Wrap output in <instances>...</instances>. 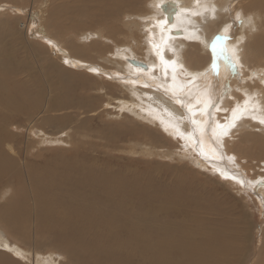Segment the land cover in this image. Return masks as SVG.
<instances>
[{
  "label": "rangeland",
  "instance_id": "obj_1",
  "mask_svg": "<svg viewBox=\"0 0 264 264\" xmlns=\"http://www.w3.org/2000/svg\"><path fill=\"white\" fill-rule=\"evenodd\" d=\"M45 1L48 4L41 7L34 30L37 29L40 34L52 39V42L60 43V46L65 50H69V44L82 48V52L75 58L85 61V64H82L86 66L94 64L105 70L115 71L114 62L121 58L120 55L127 60L137 59L148 65V70L154 72L155 57L153 50L151 51L153 46L150 43L151 33L148 31L153 21L159 20V24L164 22L163 13L157 5H154V2L159 1L160 4L165 0H136L132 2L134 11L123 12L124 14L122 13L118 17L120 20L110 19L107 17L109 14L99 8V3L103 0H0V66L2 69L7 68L12 73L6 83L4 93L13 97V102H15L14 107L13 105L7 108L0 106V130L3 133L6 132L2 150L7 157L15 160L18 172L24 173L27 170L30 175L37 178L46 179L48 177L50 180L59 181L62 176L58 177V175L67 174L69 167L70 170L78 172H80L79 170L82 172L84 169L117 179L120 183L121 180L132 183H129L131 187L135 185L139 189L138 193L143 197L146 195L150 205L155 208L165 200L171 199L178 204L184 198L185 200L190 198L198 205L208 204L212 207L216 205V208L219 209L218 215L220 214L216 217L222 218V221H231L230 225L234 229L235 239H237L235 243L240 245V249L246 248L245 251L244 249L240 250L246 259L241 253V260L236 257L239 263L241 261L240 264H247V262H249L248 264H264V204L262 202L264 199L262 193L264 192L259 191L261 198H258V191L253 192L249 187V189L243 188L230 182L228 178L222 177L216 170L201 162L191 148L183 146L184 142L175 133L176 128L167 127V123L173 127L174 125H183L180 129V131L183 130V133L189 129L183 111L179 110L180 107L171 99L157 95L161 93L154 89L148 94L140 90L137 84L128 86L129 84L124 81L123 83L120 79L110 80L99 73L93 75L95 78H90L89 72L83 68L70 69L71 67L52 51V47L44 39L33 37L30 30L31 24L28 25L31 18L16 11L21 12L25 8L37 10L40 4ZM115 1L122 3L131 0H113V2ZM190 1L187 6L183 7L185 8L183 12L176 16L175 27H172V30L185 31L186 35L167 37L164 43V47L168 48L164 49V56H168V58L165 57L166 60L175 61L176 65L179 64V68L177 66L173 68L171 65L170 71L175 80L178 79L181 82H185L191 72H207L213 63L209 48H207L211 43L207 42L213 41L214 37L212 33L209 32L210 35L205 30L213 28V33H215L220 28H225L232 23L227 7L231 0H192L191 2L194 4ZM83 3H85V7L82 6V10L77 9L76 12L73 11L74 9L72 10L73 7ZM242 3L239 5L242 6L240 14L245 17L249 16L247 27L250 28L253 25V29L250 28L251 31L250 29L244 30L251 41H248V38L244 41L242 39V42L238 41V44L240 42L243 46L239 45L237 49L236 42L234 48L238 53L237 56L239 58L242 56L245 59L246 50L248 49L246 56L251 53L248 45L254 43L253 36L261 34L260 36L264 37V24L262 28L260 27L261 23H264V8L255 6L256 8L253 10L256 9L257 12L253 10V13L251 10L244 12L248 5H253L251 4L253 0H246L243 5ZM189 5L190 7H188ZM213 7L216 9L215 13L211 11ZM190 8H195L194 10L197 11L193 10V12L189 10ZM206 8L208 11H205ZM83 10L84 13L79 14L78 11L83 12ZM222 10L223 12L219 13ZM44 12H49L47 18L42 15ZM192 12H199V15ZM259 12L263 14H259ZM196 16L203 19L199 21ZM249 18H251V23H249ZM258 20L259 22H256ZM134 22L136 23L134 24ZM188 30L192 32H188ZM259 31L262 33L258 35ZM195 38L199 39L201 43ZM243 38L246 39V37ZM147 44L148 46H146ZM240 47L242 48L241 53L239 52ZM120 51L123 52V55ZM242 51H245L244 54ZM256 58L258 62L253 58V64L245 62L244 64L242 61L241 65L240 60V68L244 65L247 67H242L246 71L242 77L245 75L248 77V80L245 77L241 85H251L252 82L257 87L254 86L253 92L264 91V58ZM186 63L192 64V68H188ZM125 66H127V70L133 68L127 63ZM63 70L72 76L69 83L68 80L59 77L60 72H64ZM119 71L121 75L128 74L124 69L123 71L119 69ZM139 71L145 73L141 69ZM75 77L76 79H74ZM238 78L241 79L240 74ZM125 85L127 88L124 87ZM246 85L242 89L244 94L250 95V90H246ZM237 95V98L233 99L235 104L228 103L219 113L218 123L224 121L234 109L240 108L245 102L244 97L239 102V92ZM257 95L259 94L257 93ZM260 96L251 100L252 102L258 101L254 106L248 103L247 109L249 113H252L246 114L247 111L242 113L233 123L235 124L233 129H229L224 141L222 140L220 143L221 147L224 145V150L223 148L220 150L232 157V162L229 165L244 172L246 181L250 178L258 183L262 182L264 178V124L259 123V119L254 120L252 117L264 118V97ZM66 98L70 101L65 100ZM122 102L127 105H123ZM239 105L240 107H238ZM15 106H17V110L14 111ZM16 111L18 113H15ZM133 111H136L135 114ZM246 122L249 123L248 127ZM245 125L246 127H244ZM253 134L254 136H252ZM217 144L219 148V142ZM17 180V177H14L7 181L9 183L5 180L0 182V207L19 195ZM24 185L25 192H21L24 193L25 198L22 201L26 200L25 202L31 205L32 199L34 200L33 195L31 196L29 193L30 187L26 181ZM83 194L80 195L92 198V193L88 194V191ZM134 199L138 202L135 196ZM231 215L233 218H230ZM31 225L32 222L29 226L31 227ZM0 242L7 244L9 249L15 247L17 252L23 253L32 252L34 246L32 241L26 244L22 243L21 239L8 235L1 227ZM53 242L50 240L51 246L46 247L36 257L37 259L32 256L23 258L18 255L17 260H22V264H55L53 259L56 258L57 261L61 260L60 263H64L66 259L60 251L53 248L58 245L54 240ZM52 252L55 253L54 256ZM2 253L5 254L3 251ZM7 255L11 257L10 254ZM5 257L4 255L0 256V264H8ZM11 258L15 260L16 257Z\"/></svg>",
  "mask_w": 264,
  "mask_h": 264
},
{
  "label": "bare ground",
  "instance_id": "obj_2",
  "mask_svg": "<svg viewBox=\"0 0 264 264\" xmlns=\"http://www.w3.org/2000/svg\"><path fill=\"white\" fill-rule=\"evenodd\" d=\"M134 1L136 0H131L130 2L128 1L129 2L128 4V2L125 1L120 3L119 1L113 2V0H103V2L99 3V8L106 14H109L107 17H109L110 19L113 18L120 20L118 17L121 16L123 12L126 13V11L128 10L129 12L134 11V9H132V2ZM167 1H172L175 4V7L177 8V11L174 14L172 22L168 24V26H170V28L172 29V27H175L174 23L177 20L176 16H179L183 12V10L185 9L183 7L187 6L190 0H165L163 1V3ZM191 1L190 3H192ZM242 1L244 0H231V2L228 3L227 5L229 12L228 16H230L232 22L231 25H227L225 27L227 28V32H225V28L222 29L220 28L219 30L215 31V33H213L214 32L212 30L213 28H211V30L208 28L206 29L207 31L205 30V32H208V34L212 33L213 37H216L218 35H227L229 37L227 41H221L219 43L226 49L224 55H226L231 61L235 63V68L230 69L228 63L224 59L220 58L217 54H214L212 52L211 45L213 41L211 42L209 41L207 43L209 44L211 43V45L208 47L206 45L207 43H205V46L209 48V54L211 55L213 62L217 64V71L212 70L213 63H211V67L207 72L190 71L191 73H189L187 80H185V82L184 81L181 82L178 79L175 80L173 74L170 71L171 65L166 66L164 63H162L161 56L163 57L164 60H166L165 57L168 58V56L166 55L164 56V49L167 48L164 47V43L167 37H171V36H169L167 34V31L164 30L163 27L161 26L163 23L161 22L159 24V20L153 21L151 28L149 27L150 29L148 31L149 33H151L150 43L156 46L155 48L153 46L152 47L150 46L151 51L153 50L152 52L154 53V57H155L154 58L151 55L155 60L156 68L155 69L153 68V70L155 71L152 72V70L150 69L143 70L142 68L136 67L135 65H132L133 68H131V70H129V68L127 70L126 69L127 66H125V63L129 64L128 60L125 59L124 56H120V55L119 57H121L122 59L120 58L118 61L114 62V64L116 65L114 67L116 68L117 71L116 70L112 71V70H105L104 68H100L99 66L94 64H91V66L84 65L85 61L83 62L81 59L75 58V56H77L80 52H82L83 50L82 48L75 46L74 44L73 45L69 44L68 45L69 50H65L63 47L60 46V43L52 42L51 41L52 39L50 40L47 36L40 34L37 31V29L34 30L37 26L36 22L39 18L38 14L42 9L41 7L47 5L48 4L47 1L40 4L37 10H33L32 8L30 9L25 8L21 12L19 11L16 12L20 13L21 15L25 14L27 17L31 18L28 23V25L31 24L30 25L31 35L33 37H36L37 39L39 38L44 39L47 42V44H49L52 47V51L56 53L58 56H60L61 60H63L65 64H68L69 67H71L70 69L75 70V69L83 68L89 72L88 74H90L89 75V77L91 76L90 78H92L94 74L99 73L110 80H113V78L118 80L120 79L122 80V82L124 81L126 84H129L128 86H130L131 84L134 85L137 84L140 90L148 94L151 93L154 89L156 92L161 93L157 95L160 96L162 95L163 97L165 96L166 98L171 99V101H173L177 106L180 107L179 110L183 111V115L185 117L184 119L187 120L186 122H188L189 129L183 133L182 132L183 130L180 131L183 125L179 126L177 125V123H176L177 126L174 125V127L170 126L167 123V127L169 126L174 129L176 128L177 131L175 130V133H177L180 136L182 142H184L182 143L183 146L191 148L192 151L196 153L197 157L201 162H203L206 166L216 170L218 173H220L222 177L228 178L235 176L237 178V179L228 178L230 182L239 185L241 187L242 185L238 183L237 180L242 179L245 181L244 185L242 186L243 188L249 187L251 191L253 192L258 191L259 193V191L264 192V178L262 179V182L259 183L250 178L248 181H246V177H244V172L240 171L237 168H233L229 165L232 162V159H229L231 156H229V154L226 152H225L226 154L223 153L224 145L222 147L220 146V143H222V140L224 141V137L227 135L229 129L233 127L232 125L233 123H235L238 117H240L242 113H246V111H247L246 114H250L252 112L249 113L248 109L245 110L246 106H245V102H243L241 107L240 105L238 106L240 108L237 107L239 110L236 113L237 118L235 120L233 119V112H231V114L229 113L230 115H228L224 121H219L220 123H218L217 121V116L223 110V108H225L224 106H226L228 103L235 104V101L233 99L237 98L238 92L240 96V100H238L239 102L244 97L253 106L257 104L258 101L252 102L251 100L257 98L260 95L261 98L264 97L263 95L264 91L257 90V92H253L255 90L254 86L255 88L257 87L256 85L252 84V82L250 83L251 85L245 84L247 88L245 89L250 90L249 92L250 95L244 94V90L242 89V87H245V85H241V82H243L245 77L247 78V80L248 77L246 75L242 77L243 74L246 73V71H244L242 67L243 68H247V67H244L245 66L244 65L241 66L240 68V60L242 65L244 62L249 64L252 63L253 58L255 61L258 62L256 57L264 58V37L260 36L261 35L260 33H262V31L261 32L259 31V33H257L258 35L260 34L259 36H253L254 43L248 45V48H250L251 51L250 55L246 56L248 52L247 49L246 54L244 55L245 59H243L242 56H240V58L239 56H237L238 53H236V50L234 48L236 47L235 43L237 42L238 44V41L242 42V39L244 41L247 40V38L248 41L249 40L251 41V38L247 37V34H245V32L248 31L250 28L253 29L252 27L253 25L250 28L247 27L246 23L248 21L249 16L246 13L245 14L248 17L241 15V19L243 21L242 23L236 20V13L237 12L240 13V11L242 10L241 8L242 6H239L242 3ZM163 3L159 4V1H157L154 2V5L155 6L157 5L158 7ZM251 4L253 5H248V7H246L244 12H248L249 10L252 11L256 7L264 8V0H253V3ZM190 5L188 7H190ZM82 6L84 8L85 3L75 7L76 9L73 7L72 10L74 9L73 11L75 12L77 11V9L82 10ZM194 9L190 8L189 10L193 11ZM253 11L257 12L256 9ZM78 12L79 14H83L84 10L83 12L82 11H78ZM222 12L223 10L219 13ZM261 12H259V14H263ZM48 13L49 12H44L42 15L45 18H47L49 16ZM202 19H199V21ZM256 22H259V20ZM135 23L136 22H134V24ZM210 23L212 24V22ZM263 24L264 23H261L260 26V24L258 23V26L262 28ZM207 25L209 26V24ZM258 26L256 27L258 28ZM212 27H214V25H212ZM244 30L246 31L244 32ZM189 31L192 32L191 30H188V32ZM185 35L186 33L184 34V36ZM198 36L200 35L198 34ZM243 37H246V39ZM213 39H209V40H213ZM198 40L199 39H197V41ZM239 45L242 44L239 42V44L237 45V49L239 48L238 47ZM146 46H148V44ZM241 49L242 48L240 47V51L238 50L240 53H241ZM165 51L167 52V50ZM242 52L244 54L245 51ZM121 55H123V52ZM237 57L239 58L238 60ZM65 61H67V63ZM178 65L179 64L176 65L175 62V65L172 66L173 68H175V66L179 68ZM186 65L188 66V68H192V64L186 63ZM119 69H122V71L124 69L126 72H128V74L121 75L120 71L118 72ZM140 69L145 73H141V71H139ZM63 71L64 72H60L59 77L63 80H68L69 83L72 76L66 74L65 70ZM147 71L148 73H146ZM11 74L12 73L7 68L2 69L0 66V106H4L5 108L12 107V105L15 104V102H13V97H10V95L8 94L5 95L4 93L6 88V83L8 82L9 76ZM239 74L241 75V79L238 78ZM254 75L256 76V73ZM74 79H76V77ZM68 83L66 85H68ZM249 86L251 87L250 89L248 88ZM124 87H126V85ZM257 93L259 95H257ZM65 100H67V98ZM7 101L13 103L11 104ZM209 101H210V106L206 107L205 104L206 102ZM125 104L123 103V105ZM16 108L17 106H15L14 111L17 110ZM24 109L26 108L24 107ZM135 112L133 111L134 114ZM15 113L18 112L16 111ZM222 113L225 114V112ZM243 117L245 118L247 116H243ZM157 121H159V119H157ZM193 121H195V123H193ZM245 124L248 127L249 123L247 124L246 122ZM246 125L244 127H246ZM163 126L165 127V125ZM5 133L6 132L3 133V131L0 132V182H2L3 180L7 182L9 181V179L17 177L18 179L17 187L19 188L20 193L17 197H15L14 199L10 200L8 203L0 207V227L5 232H7L8 235H12L17 239H21L22 243L28 244L29 241L30 243L32 241L33 242L32 244L34 245L32 252L28 251V253H23V252H17L15 247L9 249L7 247V244L5 245L4 243L5 241L3 240L4 242H0V254L4 255V257L6 256L5 257L6 263L22 264L21 263L22 260L21 261L17 260L18 255L23 258L25 256L31 258L32 256L33 258L37 259L36 257L39 256V254L42 253L43 250H45L46 247L50 245V240H52V242L54 240L58 244L53 246V248L60 251L64 256V259H66L64 263H60L61 260L57 261V259L54 258L53 262L55 264H240L241 263V261L240 263L238 261L241 260L240 250L244 249L245 251L246 248L240 249L241 248V247L239 248L240 245H238V243H235L237 239H235V235H234L235 232L233 231L234 229H232V226L230 225L231 221L230 222L228 220L227 222L222 221V218L218 219L216 217V215H218L219 213V209L216 208V205L215 207H212L211 205L208 204L198 205L194 201L190 200V198L188 200H185L184 198L181 199L178 204H176L175 201L171 199L165 200L155 208L152 205H150L149 200L145 197L146 195L143 197L141 194L138 193L139 189L135 185L131 187L130 184L132 183L129 182L130 183L129 184L128 182L122 180L120 183L117 179L115 180L107 177L106 175L99 173L97 174L91 172L90 170L87 171L84 169L82 170V172L81 170H79L80 172H78L76 170H70L69 167L68 173L64 174V176L63 174L61 175L56 174L58 175V177L62 176L59 181L54 179L50 180L48 177L46 179L39 177L37 178L34 175H30V173L27 170L26 172L24 171V173H20L17 170V165L15 163V160L7 157V155H5L2 150V143L6 139ZM233 134L235 133L233 132ZM252 136H254V134ZM216 142L217 143L219 142V146H220L219 148ZM220 148L221 149L223 148V150H220ZM238 149L240 150V148ZM13 152L15 151L13 150ZM43 177H45V175ZM54 178L56 179L55 176ZM25 181L26 184L29 185L30 187V189L28 188L30 191L29 193L31 194V196L33 195L34 198V200L32 199L31 205L27 204L28 202L26 203L25 202L26 200L22 201L25 198L24 193L21 192L24 191V188H26L24 185ZM249 181L251 182V184H249ZM82 191L85 192L88 191V194L89 192L90 194L92 193V198L85 196L84 195L85 192ZM81 192L84 193L83 194L84 196L80 195L82 194ZM62 194L64 195L62 196ZM134 196L137 198L138 202H136L135 199L133 200ZM262 197H264V195H262ZM258 198H261V193L258 194ZM212 200H213V196H212ZM262 202L264 204V199L262 200ZM230 218H233V216ZM29 222L30 224L32 222L31 225V227L33 226L32 228L29 226L30 225ZM2 251L5 252V254L2 253ZM6 253L10 254L11 257L14 258L16 257L15 260L9 257ZM241 254L243 256V252ZM52 255L54 256L55 253L52 252ZM236 257L238 260L236 259ZM33 261L35 262V260H32V262ZM248 263L249 262H247V264Z\"/></svg>",
  "mask_w": 264,
  "mask_h": 264
},
{
  "label": "snow or ice",
  "instance_id": "obj_3",
  "mask_svg": "<svg viewBox=\"0 0 264 264\" xmlns=\"http://www.w3.org/2000/svg\"><path fill=\"white\" fill-rule=\"evenodd\" d=\"M205 11H208V9L206 8ZM211 11L213 13H215L216 9L213 7L211 9ZM193 14L198 15L199 13H193ZM236 20L238 22H241V23L243 22L242 19H241V14L239 12L236 13ZM249 23H251V18H249ZM225 32H227V28H225ZM228 39H229V37L227 35H218V36L214 37L213 43L211 45V48H212V52L214 54H217L220 58L224 59L228 63V66H229L230 69H234L235 68V63L233 61H231L226 55H224L226 49L219 43L221 41H227ZM153 47L155 48L156 46L153 45ZM238 59L239 58L237 57V60ZM161 60H162V63H164L166 66L167 65H175V61L164 60L162 56H161ZM65 62L67 63V61H65ZM212 70L213 71H217V64L215 62H213V64H212ZM174 79H175V77H174ZM248 103L249 102L246 100L245 101V106H246L245 110H247ZM205 106L206 107L210 106V101L209 102H206ZM238 110L239 109H234L233 110V119L234 120L237 118L236 113H237ZM252 119H254V120L255 119H259V123L264 124V118H258L256 116H253ZM193 123H195V121H193ZM232 126L234 127L235 125L233 124ZM229 159H232V158L230 157ZM228 178L237 179L235 176L228 177ZM237 182L240 183L242 186L245 183V181L242 180V179L237 180ZM249 184H251L250 181H249Z\"/></svg>",
  "mask_w": 264,
  "mask_h": 264
},
{
  "label": "water",
  "instance_id": "obj_4",
  "mask_svg": "<svg viewBox=\"0 0 264 264\" xmlns=\"http://www.w3.org/2000/svg\"><path fill=\"white\" fill-rule=\"evenodd\" d=\"M158 9H160L164 15V22L161 26L163 27L164 30L167 31V34L169 36H180V37H182L185 31L180 30V29L172 30L170 28V26H168V24L172 22L174 14L177 11L175 4L172 1H167V2L163 3L162 5L158 6ZM128 63L130 65H135L136 67H140L143 70L148 69V65H146L145 63H142L140 61H137L135 59L128 60Z\"/></svg>",
  "mask_w": 264,
  "mask_h": 264
}]
</instances>
